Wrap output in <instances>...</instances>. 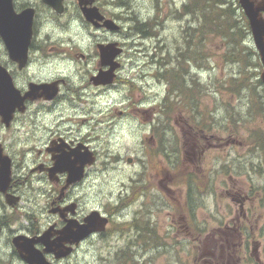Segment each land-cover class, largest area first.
<instances>
[{
    "label": "flooded vegetation",
    "instance_id": "flooded-vegetation-1",
    "mask_svg": "<svg viewBox=\"0 0 264 264\" xmlns=\"http://www.w3.org/2000/svg\"><path fill=\"white\" fill-rule=\"evenodd\" d=\"M123 5L119 0H0V78L22 98L11 115L3 119L0 114V144L10 159L9 185L0 191V264H31L22 255L43 264H82L90 244L101 249L99 258L106 264H139L144 244L172 243V233L182 237L177 236L176 244H184L185 232L193 230L208 233L188 241L197 249L206 245L197 255L189 254L193 264H264L255 199L228 188L225 199L238 203L241 216L208 215L198 223L194 218L200 202L191 197L190 188L201 194L206 180L190 171L169 181L163 135L168 125L162 118L169 115V79L172 95L180 96L183 88L167 75L163 45L155 47L158 60L151 55L150 61L139 63L140 56L147 57L146 42L157 34L158 22L140 16L134 7L124 15ZM180 56L178 50L175 57ZM148 63L157 65L154 77L166 84L164 93L145 92ZM42 84L47 86L28 95L31 87ZM113 94L118 98L111 99ZM121 104L129 110L116 108ZM134 110L145 113L141 121L149 120L136 130L141 137L134 145L141 155L99 148L106 144L108 128L127 116L134 120ZM157 114L162 116L159 128L151 124ZM124 160L137 169L120 173ZM108 169L120 175L97 183ZM96 187L100 195L90 199ZM153 188L158 200L152 199ZM209 191L204 194L208 211L214 201ZM261 202L264 196L262 207ZM89 219L95 230L83 234ZM154 228L164 234L161 242L152 236ZM56 241L64 244L66 255L57 257L46 249Z\"/></svg>",
    "mask_w": 264,
    "mask_h": 264
},
{
    "label": "rangeland",
    "instance_id": "rangeland-1",
    "mask_svg": "<svg viewBox=\"0 0 264 264\" xmlns=\"http://www.w3.org/2000/svg\"><path fill=\"white\" fill-rule=\"evenodd\" d=\"M120 4L127 9L122 10L124 15L128 14L130 9L138 8L140 16H151V22H158L154 31L157 33L146 44L145 54L140 56L138 61L144 64V60H158L160 56L157 52L158 45L164 46L165 60L168 62V76L175 82H179L183 88L180 96L172 95V80L169 79V104H167L168 116L155 115L151 119L152 126H161L162 118L167 123L168 128L164 130L165 144L168 146V174L169 181L176 182V178L189 176L187 172H194L196 176L206 180L201 194L194 191L191 197L200 202V208L196 212L195 221L202 222L203 216L211 215L214 219L223 218L224 216L240 217L237 206L238 203L230 198L225 199L226 190L236 192L239 190L246 193L250 198L255 199V204L259 208L255 211V218L258 220L259 229L263 231L264 237V202L261 197L264 196V171L257 172V164L264 168V152L256 149L254 144L255 137H258V131L264 130V101H256V95H260L262 88L256 84L257 77L263 68L259 59V54L250 35L245 45L253 48L256 56L249 59L239 52V45L236 41L232 42L230 36L223 34H206L203 38L199 31L201 23L200 13L196 7L194 11L189 7L184 9V5L191 0H119ZM122 2V3H121ZM237 4L238 0H231ZM239 4V3H238ZM122 6V9L124 8ZM191 6V5H189ZM242 12L241 8L236 13ZM243 13V12H242ZM240 17V16H239ZM243 17L244 13H243ZM239 35H237V39ZM235 39V40H237ZM243 38L239 39L241 41ZM142 49L143 46H140ZM178 50L181 53L179 59L175 57ZM243 52L247 53V49ZM189 55H193V58ZM254 64L259 62L260 66H250L246 63ZM182 62V63H180ZM178 68H171L177 66ZM194 65L195 70L190 68V74L186 73L188 66ZM146 80L144 86L148 95H158L157 92H165L166 84L157 83L154 73L157 71V65L147 64ZM194 77L192 79L191 77ZM245 76L244 80H240ZM248 80V83H245ZM244 87V85H248ZM140 87V83H138ZM139 92L142 91L139 89ZM119 94H113L111 99H117ZM120 96L130 97V94L120 92ZM251 96V97H250ZM174 97V99H172ZM139 98L135 92L134 101ZM129 100V99H128ZM126 101V99H124ZM125 104L116 108L127 109ZM132 107V106H131ZM259 107V108H258ZM134 120L130 121L127 116L126 121H121L114 127H109L104 133V141L99 148L105 150L109 147L114 152L123 156L141 155L135 148L141 137L139 129L141 123L149 124V120L141 121L145 113L134 110ZM115 115V112H113ZM81 115V114H80ZM88 118V115H81ZM162 117V118H161ZM168 118V119H166ZM116 116L114 120L117 121ZM86 119V123H87ZM107 123V122H106ZM85 126V125H84ZM258 128V130H254ZM160 131V129H159ZM159 133V137L161 135ZM21 141L23 138H20ZM145 145H151L152 141H145ZM178 164V165H177ZM137 169L136 165H129L122 161L119 165L120 173H128L131 169ZM116 170L108 169L103 178L97 179L98 182L111 181L112 177L119 176ZM176 186V185H175ZM208 189L213 194L214 201L210 210L207 205L209 199L205 196ZM98 188L90 192V199L95 198ZM152 199L158 200L157 191L152 189ZM193 200V199H191ZM232 202L231 204H229ZM239 208V206H238ZM155 215H157L155 213ZM159 215V214H158ZM160 216V215H159ZM163 217V216H162ZM25 223V221L23 220ZM197 226V223H196ZM255 229V225H252ZM160 228H154L152 236L155 240L161 242L164 236ZM187 233V234H186ZM201 234V238L208 235L206 231L185 232L188 235V241H193ZM184 234V233H183ZM163 235V236H162ZM177 235H169L168 244H144L139 264H193V256L189 255L194 252L196 255L206 249L205 244H198L200 248H194L193 244L188 241L184 244H176ZM261 237V243L264 244V238ZM182 237L180 236V239ZM165 239V237H164ZM3 239L0 238V244ZM146 245H150L148 251ZM139 249V248H137ZM139 251H141L139 249ZM146 251V252H145ZM100 248L89 245L88 256L83 259L82 264H106L99 258ZM145 262V263H144Z\"/></svg>",
    "mask_w": 264,
    "mask_h": 264
},
{
    "label": "water",
    "instance_id": "water-1",
    "mask_svg": "<svg viewBox=\"0 0 264 264\" xmlns=\"http://www.w3.org/2000/svg\"><path fill=\"white\" fill-rule=\"evenodd\" d=\"M45 1L48 2L49 0ZM238 3L248 20L251 36L259 54V59L263 68L262 72L260 73V79L264 85V0H238ZM55 7L57 10H60L61 4L60 6L57 5ZM46 86L47 85L45 84L34 85L33 87H31V91L28 93V95H30V97H34L31 95V92H34L33 90H38L40 88L44 89ZM21 105L22 98L19 96L18 91L15 90L12 85L10 87H7L4 83H2V78H0V114L3 116V119L11 115L15 107L20 108ZM9 181L10 159L2 152V146L0 144V191H6L9 185ZM6 198H8L7 194ZM88 222V229H83V234H87L95 230V228L91 225L90 219ZM13 241L16 244H19L17 242L18 237H15ZM46 246V249L54 252L57 257L67 254V250H65L64 244H60V241H56L53 244H48ZM22 257H24L25 260H27L31 264H43L41 259H30L26 255H22Z\"/></svg>",
    "mask_w": 264,
    "mask_h": 264
},
{
    "label": "trees",
    "instance_id": "trees-1",
    "mask_svg": "<svg viewBox=\"0 0 264 264\" xmlns=\"http://www.w3.org/2000/svg\"><path fill=\"white\" fill-rule=\"evenodd\" d=\"M191 5V6H189ZM198 8L201 18V23L199 25V31L201 33L202 38L208 33L215 34H223L224 36H230V39H233L232 42L236 41L239 45V52H241L244 56H248L249 59L254 60V56H256V52L253 48L245 45L247 39L250 36V28L246 21V18L243 17V13H236V10L239 9V4H234L231 0H191L188 4L184 5V9L188 10L191 7V10L194 11V7ZM240 16V17H239ZM237 35H239V39L243 38L241 41L237 39ZM237 39V40H235ZM244 49H247V53L243 52ZM246 63L250 66L253 64L249 62L247 59ZM254 68L259 67V62L254 61ZM245 76H242L240 80H244ZM255 84H252L251 88L254 89L256 84L262 88L260 95H256V101L261 102L264 101V87L261 84L260 79L255 78ZM248 83V80L245 82ZM249 86L244 85V87ZM251 97V96H250ZM264 106V105H263ZM259 108V107H258ZM255 131L258 128L254 129ZM258 137H255L254 144L256 149L263 151L264 149V130H260L257 132ZM257 172L264 171V168L261 164H257Z\"/></svg>",
    "mask_w": 264,
    "mask_h": 264
}]
</instances>
